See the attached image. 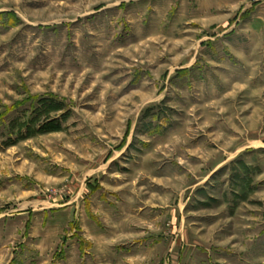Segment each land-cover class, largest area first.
<instances>
[{
	"label": "rangeland",
	"instance_id": "obj_1",
	"mask_svg": "<svg viewBox=\"0 0 264 264\" xmlns=\"http://www.w3.org/2000/svg\"><path fill=\"white\" fill-rule=\"evenodd\" d=\"M241 2L0 0V264H264Z\"/></svg>",
	"mask_w": 264,
	"mask_h": 264
},
{
	"label": "crops",
	"instance_id": "obj_2",
	"mask_svg": "<svg viewBox=\"0 0 264 264\" xmlns=\"http://www.w3.org/2000/svg\"><path fill=\"white\" fill-rule=\"evenodd\" d=\"M230 1H232V0H230ZM240 1L243 2L245 0H240ZM245 7L247 8V10L243 9V10H245L244 13L245 12L249 13V14L251 13L252 15L255 16L256 19H263V17H262V15L264 13V1L263 0H259L258 4H255V5L249 3ZM261 21H263V20H261ZM261 21H260V24L262 23Z\"/></svg>",
	"mask_w": 264,
	"mask_h": 264
},
{
	"label": "built area",
	"instance_id": "obj_3",
	"mask_svg": "<svg viewBox=\"0 0 264 264\" xmlns=\"http://www.w3.org/2000/svg\"><path fill=\"white\" fill-rule=\"evenodd\" d=\"M253 4L258 3L259 0H252Z\"/></svg>",
	"mask_w": 264,
	"mask_h": 264
}]
</instances>
